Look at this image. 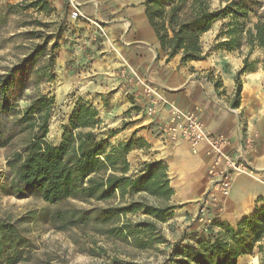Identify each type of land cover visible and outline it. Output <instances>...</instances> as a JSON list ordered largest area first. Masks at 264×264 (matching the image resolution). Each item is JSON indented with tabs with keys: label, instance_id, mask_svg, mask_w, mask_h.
<instances>
[{
	"label": "rangeland",
	"instance_id": "374dc122",
	"mask_svg": "<svg viewBox=\"0 0 264 264\" xmlns=\"http://www.w3.org/2000/svg\"><path fill=\"white\" fill-rule=\"evenodd\" d=\"M32 1L0 0V76L7 74L28 55L35 54L36 48L40 49L32 58L35 62L24 66L21 73L7 84L0 123L7 125L19 117L30 96L46 94L52 97L53 102L46 140L58 144L68 130L69 118L76 107L91 105L97 111L96 118L100 119L102 129L116 131L108 140L110 144L132 135L133 140L142 138L147 144L128 153L127 159L132 167L143 161L161 160L167 167L172 185H175L174 181L182 185L185 179H189L191 186L200 194L195 202L189 204L170 201L177 206L176 209L165 222L158 223L165 241L149 249H138L129 241L106 238L89 229L56 230L39 216L26 221L24 217L28 211L43 215L46 210L68 205H90L72 198L50 205L31 192L22 196L8 193L6 189L11 172L7 159L25 138L24 134L15 136L0 147V219L14 223L29 246L13 264H177L179 258L173 257L175 248L182 250L198 241L210 240L220 230L219 223L235 227L238 220L228 213L227 201L224 211L217 218H210L213 213H209L207 221L199 213L197 202L205 187L201 177L203 167L193 162L183 142L171 139L156 119L145 115V100L130 77L132 69L148 78L164 98L170 100L163 85L149 78L148 70L141 73L137 65L140 58L155 53H159V58L151 63V67L157 65L158 60H164L158 44L150 42L146 33L134 32L131 17L124 14V11L139 7L144 11L142 0H129L123 7L111 5L109 1L78 0L81 16L76 19L71 17L66 0H45L47 4L42 10L39 8L41 5L28 7ZM246 2L250 22L264 15V0ZM220 3L223 5L225 0H213L214 6ZM226 22L228 18L215 21L210 30L202 35L207 54L204 60L181 64L176 56L170 61L176 68L186 67L191 74L192 78L187 83L195 87L197 102L199 97L217 98L216 104L221 109L234 108L231 103L235 97L237 77L241 86L237 130H246L254 141L249 156L253 170L243 175L260 179L264 171L257 169L255 162L264 159L263 55L255 49L248 56V61L257 63L251 66L252 70L238 75L247 47L243 41L242 46L233 45L230 50L217 46L219 41L227 39L226 35L217 37ZM130 31L133 32V40L128 38ZM54 43L57 46L52 50ZM194 105L200 110L198 104ZM163 114L164 120L165 111ZM105 135L106 132L102 134ZM91 204L97 205L94 202ZM191 204V210L184 212V208H190ZM127 217L136 220L143 215L128 214ZM236 264H264V244L261 251L254 247L250 254L237 258Z\"/></svg>",
	"mask_w": 264,
	"mask_h": 264
},
{
	"label": "trees",
	"instance_id": "16d2710c",
	"mask_svg": "<svg viewBox=\"0 0 264 264\" xmlns=\"http://www.w3.org/2000/svg\"><path fill=\"white\" fill-rule=\"evenodd\" d=\"M46 4L45 0H33L28 7L41 5L42 10ZM141 5L165 62L176 56L181 64L204 60L207 54L202 35L215 21L228 18L217 36L226 35L227 39L217 46L230 50L233 45L242 46L241 41L246 45L238 75L252 70L251 66L257 63L248 61L255 49L263 55L264 68V15L250 22L246 0H225L218 6L213 0H142ZM56 46L54 43L51 49ZM39 50L36 48L35 54L0 76V113L5 109L7 84L24 66L35 62L32 58ZM158 58L159 53L154 61ZM235 81L233 107L239 105L241 89L237 77ZM52 103V97L35 94L29 97L19 117L7 125L0 123V147L15 136H25L7 159L11 178L6 190L15 196L31 192L50 205L72 198L90 206L68 205L46 210L43 215L28 211L24 220L39 216L56 230L89 229L106 238L129 241L138 249L164 242L158 223L165 222L177 206L170 202L174 191L163 161H143L132 167L128 153L147 144L142 138L133 140V135L110 144L108 140L116 131H104L96 109L86 104L76 107L61 141L50 143L46 134ZM128 214L143 217L132 220ZM218 226L220 230L210 240L198 241L182 250L175 248L173 257L179 258L177 264H236L237 258L250 254L254 247L261 251L264 209L237 221L235 227L223 223ZM28 246V240L14 223L0 219V264H13Z\"/></svg>",
	"mask_w": 264,
	"mask_h": 264
},
{
	"label": "built area",
	"instance_id": "2783aa9c",
	"mask_svg": "<svg viewBox=\"0 0 264 264\" xmlns=\"http://www.w3.org/2000/svg\"><path fill=\"white\" fill-rule=\"evenodd\" d=\"M66 2L71 17H80L81 3L78 0ZM130 77L145 100V115L156 119L171 139L185 143L191 155L202 157L205 187L197 202V209L207 221L209 213H213L210 218L219 217L225 209L236 176L252 173L249 156L253 149V138L246 130H237L234 137L223 132H212L207 129L198 107L182 108L166 100L148 78L133 69Z\"/></svg>",
	"mask_w": 264,
	"mask_h": 264
},
{
	"label": "crops",
	"instance_id": "0c3cea01",
	"mask_svg": "<svg viewBox=\"0 0 264 264\" xmlns=\"http://www.w3.org/2000/svg\"><path fill=\"white\" fill-rule=\"evenodd\" d=\"M97 1H109L108 3L111 5H122V7L129 2V0H95V2ZM124 14L131 17L134 32L146 33L150 36V42L158 44L154 32L147 23L144 11L141 7L131 9L130 11H124ZM131 35H133L132 31L129 32L128 38L133 40ZM155 57L156 53L148 57L143 56L140 58L137 62L139 71L141 73H146L148 70L149 73L147 76L163 85L164 90L167 92V97L171 102H175L183 108H192L196 106L194 104H198L197 106L200 107L201 117L208 130L212 132H223L230 137H234L238 129V106L228 110L221 109L216 104L217 98L213 100L210 97L206 99L199 97L197 102L198 98H196L197 94L195 87L187 83L192 77L186 67L180 66L176 68L174 67L173 61L165 62L164 60H158L157 65L151 67L150 65ZM150 67L151 69L149 70ZM209 91L208 89V92ZM247 129L250 130V126H247ZM183 144L186 147L187 154L193 162H197L203 167L201 177L204 179L205 169L202 157L191 155L187 145L185 143ZM255 165L257 169L264 171V159H259L255 162ZM171 181H173V179H171ZM174 183L175 185H172L170 182V186L174 191L171 202L189 204L195 202L199 197L200 193L194 190L189 179H185V183L182 185H180L178 181H174ZM194 205L196 206V204ZM189 206L190 208L188 209L184 206V212L191 210L193 204ZM227 209L229 211L228 213H232L233 216L237 218L236 220H238V222L245 217L262 211L264 209V176L260 179L244 175L236 177L227 200ZM236 220L234 222H236Z\"/></svg>",
	"mask_w": 264,
	"mask_h": 264
},
{
	"label": "bare ground",
	"instance_id": "6f19581e",
	"mask_svg": "<svg viewBox=\"0 0 264 264\" xmlns=\"http://www.w3.org/2000/svg\"><path fill=\"white\" fill-rule=\"evenodd\" d=\"M128 26V25H127ZM240 175H242V174H238L236 177H238V176H240Z\"/></svg>",
	"mask_w": 264,
	"mask_h": 264
},
{
	"label": "water",
	"instance_id": "95a60500",
	"mask_svg": "<svg viewBox=\"0 0 264 264\" xmlns=\"http://www.w3.org/2000/svg\"><path fill=\"white\" fill-rule=\"evenodd\" d=\"M170 201H171V199H170Z\"/></svg>",
	"mask_w": 264,
	"mask_h": 264
}]
</instances>
